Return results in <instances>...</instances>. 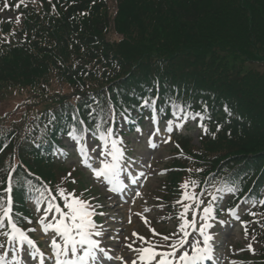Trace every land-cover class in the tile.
Returning <instances> with one entry per match:
<instances>
[{"label": "trees", "instance_id": "obj_1", "mask_svg": "<svg viewBox=\"0 0 264 264\" xmlns=\"http://www.w3.org/2000/svg\"><path fill=\"white\" fill-rule=\"evenodd\" d=\"M119 1L115 22L124 35L121 43H108L101 36L108 23L105 13L95 22H88L90 35L97 34L98 39H90L95 44L88 49L83 46L84 52L79 53L73 37L81 35L87 17L71 21V15L79 9H88L89 0L70 8L58 28L43 32V28L32 26L33 32L24 47L34 42L37 45V41L44 45L49 39L55 40L47 47L41 46L40 51H22L23 43L13 46L0 42V100L15 90L26 101L11 114H23L26 108L33 107L30 116L33 126H44L48 122L46 127L48 130L54 127L51 136L55 137L66 120H70L73 99L79 107L86 105L84 100L89 96L82 88L92 90L94 76L102 73L103 78L107 67L119 73L135 67L133 77L162 72L170 81L173 77L184 81L192 79L196 85L193 99L209 100L212 110L218 108L214 116L223 121L226 113L222 103L235 111L234 117L223 123L225 126L214 138L201 140L202 148L196 158L210 170L223 166L221 161L212 158L213 151L219 152L220 157L234 155L237 160H263L264 72L247 70L243 73L240 62L254 60L264 65V0ZM58 19L52 18L51 23H57ZM27 23L25 21L26 28ZM234 53L242 56L230 62L228 59L233 60ZM51 80L64 82L65 88H59L65 90L47 83ZM53 116L55 121L49 123ZM227 132L230 135H220ZM217 136L216 144L213 142ZM26 139L25 136L23 140ZM2 147L0 141V149ZM19 153L25 160L24 155L28 153L21 150ZM11 157L10 152L8 157L0 156V169L5 170L10 165ZM33 157H27L25 162L30 163ZM33 167L42 175L50 174L41 164Z\"/></svg>", "mask_w": 264, "mask_h": 264}, {"label": "snow or ice", "instance_id": "obj_2", "mask_svg": "<svg viewBox=\"0 0 264 264\" xmlns=\"http://www.w3.org/2000/svg\"><path fill=\"white\" fill-rule=\"evenodd\" d=\"M5 7H8L5 4ZM19 7V4H17ZM19 19V18H17ZM156 98L144 97L141 98V104L139 109H149L152 113L151 119L153 124L157 123L158 120V110L156 107ZM168 103L171 104L174 111L172 112L173 117L176 121L187 122L189 119H197L203 121L206 117L207 106H204L203 112L192 113L189 110V106L177 103L175 101L169 100ZM136 107V106H133ZM129 110L124 109V113ZM160 112L164 109L161 107ZM227 111V108L225 109ZM91 115V113H90ZM116 113L113 111L112 106H109V116L108 120L104 121L105 124L111 125L114 123V117ZM125 121H129L128 116H124ZM73 120L78 124L83 125L84 121L79 120L76 115H73ZM55 121L53 116L49 123ZM174 120L166 121V130L172 131L173 125L175 127L183 128V123L176 122ZM134 122V121H132ZM205 132L207 128L203 123L198 124ZM79 131V135H77ZM89 129L80 128L79 130L73 126L72 130L68 133V136L77 143L83 140L84 134L87 133ZM140 128H137V132H141ZM95 132L99 134V139L107 147L109 140H111V147L107 148V151L101 153L104 155V159L100 160L99 167H93L92 164L88 163L90 157L86 148L81 145L79 151L85 157L82 161L84 165L91 169L93 176L99 180L102 184L111 185L108 189L111 192H119L123 189V182L120 180V173L123 171L122 161L124 160V149H122L119 144L121 141L111 139L115 134L113 127H102V124L95 125ZM159 132V128L153 135ZM167 142V141H166ZM149 144L154 147L151 139H149ZM108 157H111L109 160ZM71 175L70 173L68 174ZM75 183V181H72ZM135 182V181H133ZM4 181H0L3 184ZM28 191L31 194L32 202L37 205V211H41L40 205L42 202L46 201V207L43 209L44 215L38 220V223L42 226L43 231L48 233L52 230V239L50 243L51 252L49 255H45L35 244V242L27 235V231H36L37 229L25 230L19 226V221L22 219H27L19 214L13 212V199L12 191L14 187V178L11 172L8 174L7 187L0 191V236L5 238L4 243H0V250H3L6 244H11L15 250V255L11 257V260L6 258L10 255L7 251L0 254V264H20L19 257L21 256V249L23 253L31 258L33 264L38 261V264H47L48 261L51 264H92L98 258V253L104 256L108 255L105 247L101 246V239L104 237L105 232L103 231V226L98 225L93 217L97 215L95 211V206L89 201L76 196L72 192H67L64 188H57L59 198L63 200V208L60 204L55 203L57 197L51 195L50 189L47 186L36 187L31 185L30 182ZM195 185V181L191 182ZM189 182H185L181 187L184 189L188 188ZM238 189L234 186H228L226 183L223 187L216 188L217 192H228L234 193ZM140 195V193H136ZM199 194L189 193L184 191L182 193L181 200L177 203L183 204L184 200L191 201L195 203L196 207L199 208L201 204H204L203 200L198 199ZM213 199H217L213 195ZM260 204H264V200L259 201ZM192 204H184L183 211L179 214L182 221L179 225V232L183 233L175 243H169L170 236H163L164 244H154L150 239H145L143 236H139L137 233H133V236H138L139 240L142 242L139 247L133 248V245L129 243L127 247L136 253V257L130 260V264H202L205 259H211V253L214 248V236L207 232V229L211 228L212 225L207 223L209 219H213V205L209 202L206 206L202 208L203 215L201 220L204 221L197 228L195 213L192 215V219L187 218L189 209ZM229 212L233 216H237L235 209H229ZM52 213L49 219L48 215ZM254 214V213H253ZM99 215H104L99 213ZM31 222V221H29ZM220 223H224L220 221ZM188 228L193 229V233L198 232L199 236L193 240L189 241L187 238L192 233H189ZM155 230H153V233ZM176 235V233H173ZM200 237L203 239L201 240ZM128 239V238H125ZM188 245L190 251L182 250ZM251 248V245H249ZM111 259V257H109ZM118 259L123 260V257ZM124 264H129V261H124Z\"/></svg>", "mask_w": 264, "mask_h": 264}, {"label": "rangeland", "instance_id": "obj_3", "mask_svg": "<svg viewBox=\"0 0 264 264\" xmlns=\"http://www.w3.org/2000/svg\"><path fill=\"white\" fill-rule=\"evenodd\" d=\"M112 3V2H111ZM115 4L112 5V10H114V7ZM3 8H0V14H1V18L3 19H14V16H16L15 14H13V12L9 9H5L4 6H2ZM114 30H117L118 29L115 27V26H112V29L108 32V35L107 37L109 39H114V40H117L118 39V36H116L115 34V31ZM251 67L252 68H256V69H259V70H264L263 67H260V66H257L255 64H251ZM22 95L18 92V91H12V92H9L8 94H6L2 100H1V103L2 105H0V110L1 111H9L12 107L15 106V103L19 101V99H21ZM187 132H189L193 138H195V134H196V131H193V130H188ZM194 143L196 144V140L194 141ZM167 153V150H164V151H161L160 152V155L159 153L157 152L158 154V157L157 158H162V157H165V154ZM160 156V157H159ZM157 187V185H153V188ZM148 195H151L149 192H147ZM109 208H114V206L112 205H107ZM120 210V209H119ZM150 220H152L154 222V224L150 223V222H147L150 226V228L146 225L145 227H142L144 229H146V231H151L150 234H148V238L150 239H153V236H157L158 233H160V231H162V228L165 226V225H170V223H162V220L161 219H156V218H153L152 216H149ZM134 224L132 225H128V230L133 227ZM224 229V228H223ZM153 230H155V232L153 233ZM223 231V230H221ZM128 234V233H127ZM232 240V244L234 242H237V241H240L242 240V236H235Z\"/></svg>", "mask_w": 264, "mask_h": 264}]
</instances>
